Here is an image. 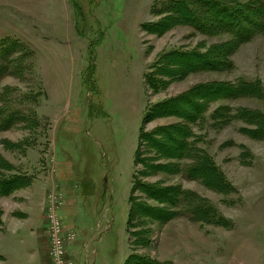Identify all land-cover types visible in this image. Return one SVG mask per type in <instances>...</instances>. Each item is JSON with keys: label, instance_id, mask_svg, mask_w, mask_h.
Returning a JSON list of instances; mask_svg holds the SVG:
<instances>
[{"label": "rangeland", "instance_id": "obj_1", "mask_svg": "<svg viewBox=\"0 0 264 264\" xmlns=\"http://www.w3.org/2000/svg\"><path fill=\"white\" fill-rule=\"evenodd\" d=\"M236 2L255 14L264 11V0ZM172 11L171 0H0V108L18 112L14 127L0 130V155L18 172L49 181L47 200L58 206L63 231L75 234L66 244L67 264H125L132 253L142 264H264V141L250 137L245 130L252 127L242 120L220 123L212 118L221 106L235 116L243 108L264 111V102L257 99L213 103L205 122L194 130L234 192L183 179L175 170L176 160L164 155L155 158L154 171L144 179L200 195L228 221L226 226L186 217L162 223L150 216L140 224L147 229V240L139 238L136 247L131 242L129 199L147 105L199 84H264L260 34L233 51L230 70L184 71L166 91L150 95L144 75L162 53L181 49L208 54L225 42L232 47L229 34L206 35L182 22L172 27L164 23L168 28L162 34L149 31V25ZM204 13L199 5L195 16L200 21ZM180 122L160 118L146 127L151 131ZM138 195L150 206L171 209ZM21 203L0 194L1 206L14 209ZM34 217L27 220L29 227L38 226ZM15 222L16 227L25 223L18 217ZM42 233L28 238L34 243L30 253L47 254L51 263ZM28 257L24 264H40Z\"/></svg>", "mask_w": 264, "mask_h": 264}, {"label": "trees", "instance_id": "obj_2", "mask_svg": "<svg viewBox=\"0 0 264 264\" xmlns=\"http://www.w3.org/2000/svg\"><path fill=\"white\" fill-rule=\"evenodd\" d=\"M171 1L173 11L170 14L167 12L168 15L164 17V20L149 25V31L155 30L162 34L168 28L164 23L168 22L172 27L182 22L206 35H215L219 32L229 34L232 38V47L227 42L212 47L210 53L214 54L213 56H208L210 53L198 50L180 49L162 53L144 75V85L150 95L166 91L174 81L184 75V71L223 72L230 70L233 64L229 59L233 51L258 35L264 34V17H262L264 11H257V15L236 0ZM199 5L205 9L204 15L206 14L200 21L195 16ZM173 15L176 16L173 17ZM182 19L188 22H183ZM205 24L208 25V29ZM10 51L11 49L2 51L1 55L4 56ZM180 69L183 71L179 72ZM239 99H257L264 102V84L259 80L199 84L188 92L147 105L135 152L136 168L132 179L133 186L127 219L128 233L133 246L136 247L135 243L139 238L143 241L145 236L148 237L147 229L144 231L141 225L148 223L150 216H156L155 218H159L162 223L176 217H186L202 222V224L226 226L228 221L200 195L173 183L157 185L148 183L144 179L154 171L155 158L164 155L176 160L175 170L183 179L198 181L217 192H234L236 189L230 186L224 173L216 167L212 157L200 145L202 135L194 130L195 127H200L205 122L211 104ZM229 110L228 106L215 109L212 114L213 120L220 123H229L233 119L242 120L252 127V129L245 130L250 137L264 141V111L243 108L236 110L237 116H235ZM0 116L3 117L0 121V130L5 131L17 123L14 124L18 112L10 113L9 110L0 108ZM167 117H176L181 122L169 123L165 127L151 131L147 129V124ZM150 151L155 152V155H150ZM1 169L4 171L0 173V194L2 196H10L26 188L34 180L33 177L19 173L15 166L0 155ZM138 193L154 200L157 204L167 205L171 209L150 206L148 201ZM140 258L132 253L125 264H142V258Z\"/></svg>", "mask_w": 264, "mask_h": 264}, {"label": "crops", "instance_id": "obj_3", "mask_svg": "<svg viewBox=\"0 0 264 264\" xmlns=\"http://www.w3.org/2000/svg\"><path fill=\"white\" fill-rule=\"evenodd\" d=\"M23 175L29 176L28 174ZM48 187L49 181L44 182L40 181L39 178H34L30 186L22 188L9 196L20 199L22 201L20 206L13 209L9 205H0V207H2L3 214L2 225L0 226V264H24L28 253V260L33 262L39 261L40 264H49L47 254L43 255L36 253L33 255L30 253V248L34 246V243L28 240V238H32V236L35 235L34 232L38 234L40 232L44 233L45 231L44 234L47 236V238L44 237V247L46 249L47 243V247L49 248L47 224L45 222L44 213L45 206L48 203ZM32 214L35 215L33 219L34 222H39L38 226L36 223H34V228L29 227V225L26 224L27 220L30 219ZM16 216L19 218V220H23L25 223L16 227ZM43 233L42 235L44 236ZM34 257L35 260L32 259Z\"/></svg>", "mask_w": 264, "mask_h": 264}, {"label": "built area", "instance_id": "obj_4", "mask_svg": "<svg viewBox=\"0 0 264 264\" xmlns=\"http://www.w3.org/2000/svg\"><path fill=\"white\" fill-rule=\"evenodd\" d=\"M47 207H50V229L49 231V239H51V243L49 241V250L52 253V257L50 259L51 263L49 264H67L66 256H67V246L68 240L73 237V231L67 230L63 231L62 225L59 222V217L57 214L58 206H50V200L48 202ZM66 233V234H65ZM75 235V234H74ZM76 264V262L74 263Z\"/></svg>", "mask_w": 264, "mask_h": 264}]
</instances>
